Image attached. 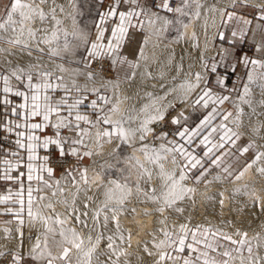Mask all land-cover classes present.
<instances>
[{
  "label": "snow or ice",
  "instance_id": "1",
  "mask_svg": "<svg viewBox=\"0 0 264 264\" xmlns=\"http://www.w3.org/2000/svg\"><path fill=\"white\" fill-rule=\"evenodd\" d=\"M192 2L194 0H180L172 6L171 0H162L159 8L174 13L172 20L150 12L141 6L140 0H113L107 11L100 15L94 39L77 25L75 15L66 13L65 6L57 0H9L0 12V133H3L0 181L9 184L6 193L0 194V205L5 206L0 209V216L13 218L3 222L0 233L6 241L13 239V228L9 225L15 224L19 247L23 244L21 229L25 217L30 226L39 224L41 230L27 253L33 264H122L121 257L128 255L122 246L131 247L132 231L122 227L121 218L131 216L135 220L137 215L154 213L163 217L158 223L165 226L150 233L151 250L149 242L143 243V251L153 258V264H234L237 260L239 264H264V255L258 251L264 247L259 233L252 238L257 241V251H254L247 232L237 230L234 235L239 239H236L218 229L201 225L189 227L187 222L169 228L166 226L168 218L164 216L169 209L183 213L184 208L177 206L179 202L194 203L196 185L201 182L205 186L212 181L235 183L252 169L264 175V135H261L264 121L259 126L251 123L252 115L257 119L264 116V60L243 58L245 67H251L247 82L236 98L239 103L230 95H218L204 86L202 72L190 73L194 80L186 78L178 88L165 89L161 84L160 88L165 89L163 95L146 92L148 102L139 109H121L127 97L122 99L119 95V82L107 80L102 81L100 87L88 86L97 80V74L90 70L91 64L102 57H110L113 67L127 64L133 71L125 79H135L139 61L132 62L117 55L129 38V28L139 26L143 30L147 25L155 34L175 24L179 26L178 39L183 38L181 29L188 27L193 16L200 17L201 4L196 3L194 13L186 10ZM68 4L73 10L77 7L76 0H68ZM122 4L128 7L121 10ZM244 4L248 6V0H244ZM254 7L258 11L256 19L264 21V3H256ZM182 17L187 18V22ZM234 17L235 13L227 14L229 21ZM65 19H71V29L64 26ZM236 19L245 27L239 33L233 31L232 36L239 35L243 39L252 21L244 17ZM109 21L113 26L106 38L105 32L109 29L105 25ZM260 27L257 24V28ZM220 36L223 38V33ZM192 38L195 40V33ZM147 43L146 37L144 44ZM81 47L85 52L79 61L83 64L82 69L70 70L63 63H55L67 56L75 57ZM45 49L47 62L43 60ZM33 51L41 53V58L22 63L20 58L25 54L31 57ZM257 51H260V45H257ZM220 55L226 56L227 51ZM139 57L146 59L143 46ZM211 70L216 71L215 64ZM142 75L152 76L146 69ZM80 76L85 77L84 85L77 83ZM218 83L223 87V81ZM252 85L260 89L259 100L253 97ZM109 89L113 92L111 96L107 94ZM178 90L182 93L181 103H186L188 96L196 93L192 105L210 108V111L194 127L182 124L187 120L183 112L172 117L171 124L180 127L169 140L168 133L157 134L152 125L165 121L168 109L175 108L168 97ZM57 92L63 94L57 96ZM87 93L96 98L87 104L91 112H82L80 109L87 100ZM225 102H232L234 111L223 110L221 106ZM244 106L250 109V125L246 129L242 127ZM217 118L220 122L215 124ZM246 132L260 140L258 144L252 139L238 149L241 156L254 149L251 161L239 169H233L230 164L222 166L223 158L230 152L221 150L226 146L235 147ZM156 140L161 142L157 145L153 142ZM114 142L118 143L109 155L122 147H130L133 151L125 157L128 167L118 169L119 176L107 179L105 177L114 165H101V170H93L91 176L87 167L69 168L61 179H56L54 169L49 166L50 157L39 155L41 150L47 152L50 146H55L61 158L71 156L82 161L85 157L99 155L105 144ZM197 148L203 149L202 156L197 154ZM137 152L142 154L143 160ZM213 167L220 168L223 176L215 175L210 181L206 177ZM132 169L137 177L135 183L129 180ZM193 170H198V174L190 175ZM154 180L157 183L154 184ZM189 180L191 185L187 183ZM93 185L103 188V198L85 195L82 207L78 206L80 194L87 193ZM242 188L245 195L253 198V206L264 211V200L255 190L247 191V184ZM242 188H235L233 194L241 192ZM218 195L223 206L224 193ZM57 205L63 206V213L57 211ZM137 205L144 207L138 211ZM102 241L106 242L104 250H100ZM6 255L11 256V264H27L25 255L19 251H0V256ZM100 256L105 259L101 261ZM123 264L129 262L125 259Z\"/></svg>",
  "mask_w": 264,
  "mask_h": 264
},
{
  "label": "rangeland",
  "instance_id": "2",
  "mask_svg": "<svg viewBox=\"0 0 264 264\" xmlns=\"http://www.w3.org/2000/svg\"><path fill=\"white\" fill-rule=\"evenodd\" d=\"M207 1H209V0H194V2L191 3L190 8L186 9V10L191 12V13H194L196 11V3L203 4ZM8 3H9V0H0V12L3 11L4 6L7 5ZM57 3L63 4L61 2V0H57ZM112 3H113V0H76V5H77L76 9L73 10L68 5L67 7H65V12L66 13L72 12L73 15H75L77 25L81 28H84L86 31H88L90 33V38L94 39L95 33L97 31L96 25L100 23V15L103 14L104 12H106L108 7ZM161 3L162 2L157 4L156 0H140L141 6L145 7L150 12H157L161 16H167L168 19L174 20L175 16L170 17L169 13H166L159 8V5ZM179 3H180V0H177V4H179ZM127 7H128L127 5L122 4L121 10H124ZM228 13H239V15H241V17H249L252 20L258 21L256 19L257 15H258V11L254 7V5L248 4V6H245V4L243 2H238L233 7L228 8L226 14H228ZM60 15H61V18H63V14H60ZM145 19H147V18H145ZM182 19H185V22H187V18L182 17ZM259 22H261L264 25V21H259ZM64 26L71 29V27H72L71 19H65L64 20ZM112 26H113L112 21H109L105 25V27L109 29V31L105 32L106 38L108 36H110V29ZM178 27L179 26L175 25V24L169 25V26H167V28L163 32L160 31L159 33H155L154 37H155L156 41L164 43V44L173 45V46L177 45L178 40H179L178 39L179 34L177 32ZM145 28H146V26L144 27L143 30H141L139 26L129 28V38L126 39L125 42L122 44V46L118 50L117 55H119L121 57H126L129 61L136 62L139 58L140 48L142 47V44L145 41V36H146V32H145L146 29ZM220 28H221V26H220ZM181 32H182V29H181ZM215 41H216V38H215ZM215 41H214V46H216ZM254 49H255V45H253V44H247L244 47V51L248 54H252ZM260 50L261 51H259V52L257 51V53L255 54V57H253V56L250 57L251 55H248V58L264 60V48L261 47ZM33 52L37 56L41 57V55H42L41 53H38L36 51H33ZM217 52H218V49H217ZM84 55H85L84 48L81 47L77 51L75 57L67 56V57H65L64 60H56L55 62L63 63L64 66L69 68L70 70L71 69H78V68L82 69L83 64L80 63L79 61L81 60V57ZM216 55H217V53H216ZM43 58L48 59L46 49H45V53L43 54ZM20 59L22 60L25 58L21 57ZM208 60H206V62H205V68H206V63ZM250 67H251L250 65L248 67H245V65H244L243 70L241 71V75L239 77L238 84H236V86L232 92H229L226 88H223L222 86L214 85L213 81H210L209 78H207L206 84L204 86L211 88L213 90V92H215L218 95H230L233 100H236V102L239 103V101L236 98L242 92L243 84L247 82V74H248V71L250 70ZM101 68L102 69L105 68L106 70H109L111 72L110 78H112V79L116 78L115 79L116 82H119L118 92L120 91L119 95H121V97L123 95H125L124 91H128L131 87H133V80L125 79L126 75H130L131 71H133V69H130L127 64H124V65L118 64L117 66L112 67L111 58L110 57H102V58L92 62L90 70L95 72L96 74H99V73L101 74L102 72H100V70H99ZM66 79H67V76H66ZM153 80L154 81H152V82H158V80L155 78ZM173 80H175V79H173ZM149 81H150V78L149 79L146 78L142 84H140V85L137 84L134 86L136 88L135 93L137 91L138 93H136V94H139L138 95L139 97H143L145 95L144 91L146 88V84ZM77 83L84 85L86 83L85 77H83V76L78 77ZM95 83L94 84L89 83L88 84L89 88H91L93 86L96 87L97 84H95ZM258 83H259V81H257V84ZM126 84H128V85H126ZM144 85H145V87H144ZM252 88H253L254 99L259 100L261 98L260 89L258 87H256V85H252ZM102 91H103V89H102ZM62 94H63L62 92H57L55 95L59 96ZM107 94L109 96L113 95L112 90L109 89ZM95 98L96 97L94 95H92L91 93H87V100L85 101V104L81 106L80 110L82 112H91V109L87 107V104L90 103V101L92 99H95ZM195 98H196V96L191 101V109H187L186 107H184L180 110V112L182 111L184 113V115L187 117V120H183L182 124L187 125L189 127H194L196 124H198L199 121L201 119H203V117L207 114V112L210 111V108L204 109L199 105L193 106L192 102L195 100ZM221 107L225 111H234V107H233L232 102H225V104ZM244 107H245V116L243 117L244 125L242 127L246 129V128H249V125H250V120H249L250 109H248L247 106H244ZM259 111H260V109H258V112ZM177 115H179V114H175L173 116H170L168 118V120H166V123H164V125H162L158 130H156L157 134L166 132V133H168V139L169 140L173 139L175 137V132L180 127V125L171 124V118L174 116H177ZM262 121H264V116H261L259 119H257V116H255V115L251 116V123L252 124L259 126ZM219 122H220V120H219V118H217V120L214 123L218 124ZM48 131H49V134H51L52 130L49 129ZM261 135H264V129H262ZM2 137H3V133H0V142H3ZM252 139H256L257 143L258 144L260 143L258 136H253L252 134L246 132L245 134H243L241 136V139L239 141H237V144L235 147L229 148L226 146V149L221 150V151H229L230 152V155L225 156L223 158V165L222 166H227L230 164L233 169H239V168L243 167V165L246 162H250L251 159L253 158L254 154H255V150L252 149L248 153H245L243 156H241L238 152V149L240 147L246 145ZM153 142L156 143V142H161V141L156 140ZM116 143H118V142H114L113 144H107V145H109V147L107 149H105L104 151H102L99 155H94L92 157H85L82 161H78L75 157H71V156H66V157L61 158L59 156V153L56 150L55 146H50V148L48 149L47 152H45L44 150H41L39 155L40 156L48 155L50 157L49 166H51L54 169V175H55L56 179L62 178L65 174V171L69 168H76V167H81V168L87 167L88 168V167L95 166L96 171L99 172L101 170V168H100L101 165H105V166L114 165L115 167H113L109 171L108 177H105V179H107L109 177L119 176L120 173H119L118 169L128 167V165L125 163V157L132 154V148L122 147L119 149L118 152H115L112 155H109V153L112 152V149L115 147ZM196 152H197V154L202 156L203 149L197 148ZM217 154H219V153H217ZM206 166H207V163H206ZM192 174H198V170H193V173H191L190 175H192ZM217 174H220L221 176H223V173H222L220 168L213 167L211 169V172L209 173V175L206 177V179H211L213 176H215ZM125 175H128V173H125ZM262 178H264V175H262ZM136 179H137V177H136L135 169H132L131 175L129 177L130 183H135ZM190 182L192 184L191 180H190ZM62 183H63V181H62ZM202 185H203V182H201L199 185H196V186H202ZM247 185H249V184H247ZM8 186H9V184L7 182L0 181V194H5ZM250 187L252 188V190ZM247 191H249V192L253 191L252 185H249ZM241 192H240L241 195L239 193H236L235 197H233L231 199V201H230L231 204L229 205V208H227V210H226L228 214L225 216L226 218L224 217L225 221L221 220L219 224L216 223L218 221H216L214 219H216L220 215V213L216 210V208H210V209L207 208V211H209V212L205 211V214L203 213V216H204L203 221H205V223L207 222L206 224H208L209 221L212 220L213 222L212 221L210 222L211 225L215 224V225H217L218 230L220 229L223 232L226 231L225 233L229 232L228 234H232V235H233L234 231H236L237 227L240 224L243 225V222H244V224L260 223V221H261V215L260 214L261 213L258 209H257L258 211L256 210L255 206H253V198L249 195H245L243 188H242ZM85 195L91 196L88 193H81L79 199L77 200L78 206L82 207ZM257 195H259V193ZM189 203H191V202L188 200H185V201H182L181 203L180 202L178 203V205H177L178 207L184 208L183 213H177L173 209H169L166 211V215L168 217L180 220V223H185L186 216L189 213L187 210ZM3 207H5V206L0 205V209H2ZM57 211L63 213L64 212L63 206L57 205ZM214 213L216 214V216L214 215ZM217 213H219V214H217ZM207 215L209 216V218H211V217L212 218L210 220H208L209 218H206ZM210 215H211V217H210ZM26 218L27 217H25V220H26ZM12 219L13 218L11 216H0V222H4L6 220H12ZM227 220L229 223H227ZM231 222H233V224ZM25 224H26V221H25ZM229 224H232V225H229ZM109 226H111V225H109ZM210 228L214 229V227H210ZM228 229L230 231H228ZM214 230H216V229H214ZM259 231L261 232L260 229H259ZM240 232L241 233L247 232L248 236L250 234L248 232V230L245 228L241 229ZM263 232H264V230H262V233ZM262 233H260V236H261L260 243L262 245H264V234H262ZM2 235L3 234L0 235V239H1L0 240V251H4L8 248H14V246L18 247L20 241H19V238L16 239L17 238L16 234H13V237L15 239H11L14 241L4 240L3 238H1ZM29 235L32 238L35 237L33 234H29ZM237 237L234 236V238L239 239V237L238 238ZM248 238L250 240H252L250 238V236ZM8 241H9V243H8ZM24 241H25V239L23 240V243L25 244ZM105 243L106 242H104V241L101 242L100 250L105 249ZM252 243L254 245V251H255V245H256L257 241H256V243H254L252 241ZM19 247H21V246H19ZM29 247L30 246H27V248H26V246L25 247L23 246V249L25 250V248H26L25 251H27V249H29ZM262 248H264V247H262ZM150 250H151V248H150ZM25 251L21 252V253H23L24 255L26 254L25 259H26L27 264H33L32 261L28 260V257H27L28 251H27V253ZM185 255H187V251L185 252ZM245 255H247V253H245ZM146 257L149 258L150 256L146 255ZM104 259H105L104 256H100L101 261H103ZM218 259H223V258L218 257ZM0 264H11V256L9 255L8 258L6 256H0Z\"/></svg>",
  "mask_w": 264,
  "mask_h": 264
},
{
  "label": "bare ground",
  "instance_id": "3",
  "mask_svg": "<svg viewBox=\"0 0 264 264\" xmlns=\"http://www.w3.org/2000/svg\"><path fill=\"white\" fill-rule=\"evenodd\" d=\"M61 2L63 3L65 7L69 5L68 0H61ZM238 2L244 3V0H209L201 4L202 7L199 9L200 17L197 19L193 16L191 23L188 24V27L186 29L182 28V32L184 33L183 38H180L178 40L177 45H174V46L169 45V44H164L161 42H157L154 37L155 34L153 33V29L146 25L145 38L146 37L148 38V43L142 44L146 59H140V57L138 58L137 61H139L140 67L135 69L137 75L135 79H133V87H131L128 91H124L125 95L121 97L122 99L124 97H127V99L123 100L121 109L122 110H125L128 108L139 109L144 103L148 102L146 95H144L143 97H139L138 96L139 94H136L138 92L136 91L135 93L136 88L134 87L137 84L138 85L142 84L146 78L149 79V77H145L142 75L145 69L148 72H150L152 76L150 78V81L146 84V88L144 92L145 93L152 92L154 96L163 95L164 90L167 88H171V87L178 88V86L181 83H183L186 78L189 80H194V78L190 75V73L202 72L204 75L205 84H206V81L208 78V72L205 68V62L206 60L213 58L216 55L217 48L214 46V41L220 30V26L225 18L227 9L233 7ZM256 3H264V0H248V4L250 5H255ZM157 27H160V25L157 24ZM163 31L164 30H162V32ZM193 33H195V40L192 38ZM13 51H16V49H13ZM22 57L25 58L21 60L22 63H26L29 61L34 62L37 59L41 58L40 56H37L34 52L32 53L31 57L27 56L26 54L23 55ZM43 60L45 62L48 61V59H44V58ZM99 70L102 73L97 74V80L95 83L97 84L96 87H99L102 81L111 80V81L116 82L115 80L116 78L114 79L110 78L111 72L109 70H106L105 68L104 69L101 68ZM154 78L157 79L158 82H152L154 81L153 80ZM161 84L165 85V89L160 88ZM195 96H196V93H192L188 96L186 103H181L182 93L179 90L176 93L169 95L168 100L172 101L175 104V108L168 109L166 120H168L170 116L179 114L180 110L184 107H186L187 109H191V101ZM166 120L163 122H160L157 125H152V127H155L156 130H158L162 125H164V123H166ZM159 143L160 142H156L157 145ZM108 147L109 145L105 144L104 149L102 151H104ZM136 155L141 160H143L142 154L137 152ZM169 167H171V165H169ZM88 168H89V175L91 176L93 174V170L96 171V168L95 166L88 167ZM207 180L211 181L212 178L207 179ZM153 183L155 184L157 183V181L154 180ZM187 183L191 185L190 180L187 181ZM244 184L252 185L253 190H255L257 194L259 193V196L261 197V199L264 200V178H262V175L257 174L255 172V169H252L249 172L245 173V176L243 177L242 180L237 181L235 183L230 182V181H212V183L208 184L207 186H205L204 182L202 186H196L197 191L194 196V203L190 201L191 203H189L188 209H187L189 213L186 216V221L185 220L184 221L189 224V227L201 225L202 227H214V229H218L217 225L215 224L211 225L210 222L212 220L209 221L210 224L209 223L206 224L207 222L205 223V221H203V217H204L203 213L205 214V211H207V208L208 209L216 208V210L220 213V215L214 220L218 221L216 223L219 224L221 220L223 221L226 218L225 216L228 214L226 210L227 208H229V205L231 204L230 203L231 199L235 197L236 195V193L233 194V190L237 187H240V186L242 187V185ZM219 192L224 193V205L223 206H221L219 203V200L221 199V197L218 195ZM87 193L90 194L94 199H96L97 197H99L100 199L103 198L102 197L103 188L98 189L95 185H93L92 188L87 191ZM241 193L239 192L240 195ZM133 203H135V201H133ZM137 207L139 211L144 206L137 205ZM147 207H149V209L152 208L151 205H147ZM255 208L256 210L258 209L261 213L260 223L244 224L243 222V225L242 224H240L239 226L237 225L238 227L236 229V231L237 230L240 231L243 228L247 229L248 232L250 233L249 236L251 239L254 236H256L257 233L260 234L262 233V230H264V211H262L259 207L255 206ZM214 215L216 216L215 213ZM164 216L168 218L166 226L169 228H171L174 224L180 223V220L168 217L166 215V212L164 213ZM206 218H209V216L207 215ZM211 218H209L208 220H210ZM160 219H163V217L160 216L159 213H154L151 216L137 215L135 220H133L131 216L121 218L122 227L125 229H131L132 231L131 247H128L127 244H124L122 246L127 250V253H128L126 257H121L122 264L125 259L129 262V264H153V258L152 257L147 258L146 257L147 254L143 251V243L146 241L149 242V245H148L150 246L149 249L151 248L150 241L152 237L150 233L156 229H159L160 227L165 226V225H160L158 223ZM25 221H26V224L21 229L24 233L23 240L25 239L24 241L25 244L23 243L24 245L23 244L22 245L24 247L26 246L27 248V246H30L31 243L34 242V238H35L33 237V239L30 240L29 237L31 236L29 234H33L34 236H36L40 232L41 226L39 224H37L34 227L30 226L27 218ZM227 223H229L228 220H227ZM231 223L233 224V222ZM232 224H229V225H232ZM2 226H3V222H0V227ZM9 227H12L13 234H16L15 232L16 225L12 224V225H9ZM109 227L111 228V226ZM259 229L261 230V232L259 231ZM228 231L230 230L228 229ZM236 231H234L233 235L236 233ZM1 234L2 233H0V235ZM262 234H264V232ZM10 241H14V240H10ZM252 241L256 243V240L252 239ZM23 246L21 247L14 246V248H8L4 251H7L9 253L13 251L24 252L26 248L24 250ZM28 250L29 249H27V251ZM27 251L25 252L27 253ZM255 251H257L256 248H255ZM258 251L261 255H264V248L261 247ZM8 256L9 255H6L7 258ZM234 264H239V261L238 260L235 261Z\"/></svg>",
  "mask_w": 264,
  "mask_h": 264
},
{
  "label": "crops",
  "instance_id": "4",
  "mask_svg": "<svg viewBox=\"0 0 264 264\" xmlns=\"http://www.w3.org/2000/svg\"><path fill=\"white\" fill-rule=\"evenodd\" d=\"M160 2L162 0H156L157 4ZM236 17H241V15L235 13V17L229 21L226 14L215 41V47L218 49L217 55L206 63L209 80L213 81L216 86H221L218 81H223V88H226L229 92H232L236 84H238L241 71L244 67L243 58L248 57V55L255 57L257 45H260V48H264V25L249 17H244L251 20L252 23L247 26V33L243 39L239 35L235 38L232 36L233 31L239 33L245 27L243 24L238 23ZM257 24H260L261 27L257 28ZM220 33H223V38H221ZM247 44L255 45L252 54L244 51V47ZM225 50L227 51V55L222 57L220 54L225 52ZM213 64L216 66L215 72L211 70Z\"/></svg>",
  "mask_w": 264,
  "mask_h": 264
},
{
  "label": "built area",
  "instance_id": "5",
  "mask_svg": "<svg viewBox=\"0 0 264 264\" xmlns=\"http://www.w3.org/2000/svg\"><path fill=\"white\" fill-rule=\"evenodd\" d=\"M171 4H172V6H176L177 5V0H171ZM169 16L170 17H174L175 14L174 13H169Z\"/></svg>",
  "mask_w": 264,
  "mask_h": 264
}]
</instances>
